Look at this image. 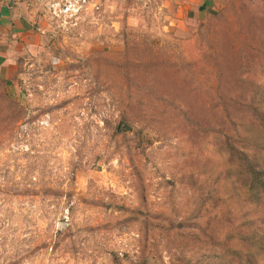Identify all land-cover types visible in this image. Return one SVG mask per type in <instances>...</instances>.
Instances as JSON below:
<instances>
[{"label": "rangeland", "instance_id": "obj_1", "mask_svg": "<svg viewBox=\"0 0 264 264\" xmlns=\"http://www.w3.org/2000/svg\"><path fill=\"white\" fill-rule=\"evenodd\" d=\"M45 20L0 75V264L243 261L264 238V0Z\"/></svg>", "mask_w": 264, "mask_h": 264}, {"label": "crops", "instance_id": "obj_2", "mask_svg": "<svg viewBox=\"0 0 264 264\" xmlns=\"http://www.w3.org/2000/svg\"><path fill=\"white\" fill-rule=\"evenodd\" d=\"M37 0H0V75L11 79L19 58L44 40L45 18Z\"/></svg>", "mask_w": 264, "mask_h": 264}, {"label": "built area", "instance_id": "obj_3", "mask_svg": "<svg viewBox=\"0 0 264 264\" xmlns=\"http://www.w3.org/2000/svg\"><path fill=\"white\" fill-rule=\"evenodd\" d=\"M51 21L61 25L77 24L87 10L99 11L100 0H39Z\"/></svg>", "mask_w": 264, "mask_h": 264}, {"label": "trees", "instance_id": "obj_4", "mask_svg": "<svg viewBox=\"0 0 264 264\" xmlns=\"http://www.w3.org/2000/svg\"><path fill=\"white\" fill-rule=\"evenodd\" d=\"M250 230L253 232V227ZM260 238L256 232H253L251 235L240 236L241 241L247 240V242H250V245H247L246 249L234 251L235 255L243 257V261H240L238 264H256L257 261L254 257L256 255H264V238ZM262 260H264V256Z\"/></svg>", "mask_w": 264, "mask_h": 264}]
</instances>
